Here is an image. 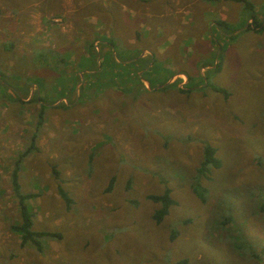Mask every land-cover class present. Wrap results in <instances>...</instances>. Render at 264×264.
I'll use <instances>...</instances> for the list:
<instances>
[{
    "label": "rangeland",
    "instance_id": "rangeland-1",
    "mask_svg": "<svg viewBox=\"0 0 264 264\" xmlns=\"http://www.w3.org/2000/svg\"><path fill=\"white\" fill-rule=\"evenodd\" d=\"M247 1L260 29L235 0H39L22 25L0 13V69L36 76L51 102L20 157L39 103L0 88V264H264V0ZM64 93L77 100L58 106ZM204 146L218 166L200 173ZM16 165L33 227L60 233L40 252L8 226ZM165 188L157 223L147 195Z\"/></svg>",
    "mask_w": 264,
    "mask_h": 264
},
{
    "label": "trees",
    "instance_id": "trees-1",
    "mask_svg": "<svg viewBox=\"0 0 264 264\" xmlns=\"http://www.w3.org/2000/svg\"><path fill=\"white\" fill-rule=\"evenodd\" d=\"M33 1H39V0H0V13L3 11H8L10 14V18L15 21L16 24L22 25L23 24V13L26 11L25 8L28 7V5ZM58 1L59 0H49V3L51 2V8L52 10L58 9ZM237 2H240L244 9L248 11V18L250 19L251 26L253 29H260L262 27L261 22H258L256 20V15L254 11L252 10V4L247 0H235ZM213 26H216L217 30L222 31L225 34V28L227 29V25L225 22L221 19H216L213 21ZM9 44H13L12 41L8 42ZM87 51L88 54L93 57L94 53L92 50L91 42L87 43ZM99 52V51H98ZM40 54V53H39ZM98 54V53H96ZM150 59H152V56H149L148 59H142L141 57L137 60H135L134 63H141L144 61L148 62ZM40 64H46L43 63V61H40ZM147 68L146 71L151 69ZM215 68H219L218 65L215 66ZM186 73H184L185 75ZM16 76V75H14ZM34 76V75H33ZM83 76V73H82ZM35 78L31 76H18L16 77V81L14 79V83L11 82V80L7 79L3 73H0V85L8 88L10 95L9 99L11 101H17L19 103L23 102V98L26 97L27 91H29V88L31 87V83H34V85H37L38 91L39 86L41 85L36 76ZM147 78V76H146ZM190 77L187 75V79ZM147 81L152 84V81L147 78ZM164 88V87H162ZM159 88V89H162ZM214 89H217L216 87H213ZM66 99V98H65ZM28 100H34L39 101V107L36 111V117L39 118L38 121L35 123V130L31 133L28 141V145L25 146V148L20 152V157L26 156L30 151L37 150V146L35 145V139H36V129L38 125L41 123V120L43 118V111H44V103L42 101V97L40 93L37 94L32 93L31 96H29ZM69 99H66V102H68ZM71 102V101H69ZM51 103L47 102L46 104ZM58 106H65V102L58 103ZM201 160L199 162V165L196 168L197 172L205 173L207 170H209V166L217 167L218 166V160L213 156V148L210 146H204L201 150ZM18 166L16 165L12 171L10 172V179L9 183L12 188V193L14 197L16 198L17 203V217L18 220L16 223L9 224V228L15 231L18 234V241L17 244L19 247L24 246H30L35 251H42L44 248V244L42 243V238L44 237H55L58 238L60 236V233L58 231L53 230H42V229H36L33 227V215L34 213L28 209L27 206V200L31 197H33V193H24L19 191L18 185H17V172ZM54 176H57V170L54 169L53 172ZM113 177H110L107 182L106 189H109L112 184ZM57 194L61 198L64 206L67 208L72 203V199L68 196L67 192L61 187L60 184H57L56 186ZM147 198H149L151 201L158 204V207L154 209L151 217L154 220V222H159L162 217L166 214L167 209L169 205L173 204L174 201L169 197V189L165 188L162 193L160 194H149L147 195ZM167 264H186L185 258L177 259L174 262H170Z\"/></svg>",
    "mask_w": 264,
    "mask_h": 264
},
{
    "label": "crops",
    "instance_id": "crops-1",
    "mask_svg": "<svg viewBox=\"0 0 264 264\" xmlns=\"http://www.w3.org/2000/svg\"><path fill=\"white\" fill-rule=\"evenodd\" d=\"M220 31V30H219ZM221 33H223L222 31H220ZM115 52H113L112 54H114ZM0 73H3L4 74V76L7 78V79H9V80H11V82L12 83H14L15 81H16V76H14V74H11V73H5V72H3L1 69H0ZM82 73L83 72H81L80 73V75H79V78H80V80L81 79H83V76H82ZM23 76H31V77H33V78H35L33 75H29V73L28 74H25V75H23ZM14 79H15V81H14ZM144 80H146L147 81V78L145 79L144 78ZM148 82V81H147ZM149 83V82H148ZM34 83H31V85H33ZM75 87V86H74ZM0 88L1 89H3L4 91H5V93H7V95L5 96L6 97V100H7V98L9 99V96L8 95H10V93H9V91L7 90L8 88H5V87H3V86H1L0 85ZM39 91H38V88H37V85L35 84V87L33 88L32 86L29 88V91H27V93H26V97L24 98V100H23V102H30L29 100H28V98H29V96H31L32 95V93H35V94H37ZM68 96V95H67ZM68 98V97H66V95H65V93H64V95H62V97L60 98V101H59V103L60 102H65V105L67 106V105H69V104H72V103H74L76 100H77V96H76V98H74V99H72L71 100V102H66V99ZM72 98V97H71ZM69 99V98H68ZM10 100V99H9ZM38 103H39V101H37ZM44 103V102H43ZM48 104H51V103H48ZM48 104H45L44 103V105H48ZM5 123V122H4ZM2 128V127H1ZM1 130V129H0ZM9 179H10V176H9ZM10 184V183H9ZM17 185H18V188L20 187L19 186V184H18V182H17ZM0 186H1V178H0ZM2 189V187L0 188V190ZM10 190L12 191V188H11V186H10ZM4 192L6 191V190H3ZM2 191V192H3ZM20 191V190H19ZM8 192V190L6 191V193ZM24 193H26V192H24Z\"/></svg>",
    "mask_w": 264,
    "mask_h": 264
}]
</instances>
